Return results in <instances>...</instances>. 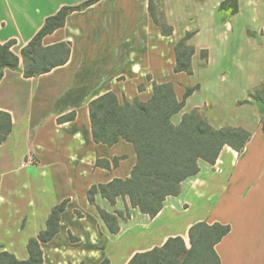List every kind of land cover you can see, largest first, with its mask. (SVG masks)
<instances>
[{
    "label": "crops",
    "instance_id": "crops-1",
    "mask_svg": "<svg viewBox=\"0 0 264 264\" xmlns=\"http://www.w3.org/2000/svg\"><path fill=\"white\" fill-rule=\"evenodd\" d=\"M86 1L0 0V43L14 41L23 68L22 51L47 18ZM224 1L160 0L173 28L165 36L150 15V0H101L43 39L46 47L70 42L65 65L31 78L4 71L0 112L10 114L12 132L0 145V254L27 261L29 240L46 229L52 209L67 202L59 232L41 244L44 264H128L169 238L188 244L200 222L231 227L216 246L221 264H264L262 116L256 102L244 103L264 83V0H239L234 15L219 11ZM188 33L195 48L191 75L175 71V46ZM154 83H172L179 101L198 86L172 117L175 125L200 111L215 129L243 128L251 140L241 153L225 146L213 165L200 161V172L153 218L128 197L112 204L98 193L90 203L93 186L130 178L137 163L131 143L94 140L90 103L109 92L120 103L147 101ZM97 208L117 217V234Z\"/></svg>",
    "mask_w": 264,
    "mask_h": 264
},
{
    "label": "trees",
    "instance_id": "trees-1",
    "mask_svg": "<svg viewBox=\"0 0 264 264\" xmlns=\"http://www.w3.org/2000/svg\"><path fill=\"white\" fill-rule=\"evenodd\" d=\"M99 1L88 0L78 6H65L47 18L43 28L22 51L23 68L21 58L12 51L14 41L0 43V80L6 69L21 71L24 77L31 78L65 65L70 56V42L46 47L43 39L63 28L72 13L85 10ZM157 2L162 11L159 0H150V15L162 33L171 36L173 28L165 21L163 12L162 20L156 14ZM219 11L229 15L238 13L239 0H225ZM191 37L192 34L188 33L175 46V71L188 75L193 73L192 57L195 54V48L188 44ZM201 56L205 60L207 53L202 51ZM196 89L198 86L187 89L184 99L179 101L172 83H154L153 95L147 101L137 99L120 103L117 96L109 92L90 103L94 140L111 146L123 139L134 146L137 156L131 177L93 186L88 191L90 203L95 204L98 193L112 204L119 197H128L133 208L153 218L163 209L168 197L180 194L181 184L185 180L200 172V161L215 164L225 146L239 153L244 151L252 134L243 128L215 129L200 111L185 114L179 125L172 122V117L184 108L186 99ZM249 98L244 103L254 101L258 104L264 133V83L251 91ZM11 132L10 114L0 112V145ZM118 161L116 159L114 164L117 165ZM104 163L109 167L105 161H98L97 165ZM66 205L67 202H63L55 206L46 229L29 240L30 258L27 261H20L15 255L3 252L0 254V264H44L41 244L51 241L59 232L60 217ZM97 209L109 231L117 234L120 231L117 217ZM230 231L229 225L200 222L189 231L190 248L183 238L172 237L162 247L135 254L128 264H221L216 246ZM102 264L110 263L106 260Z\"/></svg>",
    "mask_w": 264,
    "mask_h": 264
},
{
    "label": "rangeland",
    "instance_id": "rangeland-1",
    "mask_svg": "<svg viewBox=\"0 0 264 264\" xmlns=\"http://www.w3.org/2000/svg\"><path fill=\"white\" fill-rule=\"evenodd\" d=\"M159 1H160V0H159ZM155 9H156V14H157V16L159 17L160 20H162V19H163L162 16H161L162 11H161V9L159 8V4H158V2L155 3ZM22 59H23V58H22ZM23 67H24V63H23ZM124 215H125V214L123 213V216H124ZM127 215H129V214H127ZM187 246H188V248L191 247V246H190V241H188Z\"/></svg>",
    "mask_w": 264,
    "mask_h": 264
}]
</instances>
